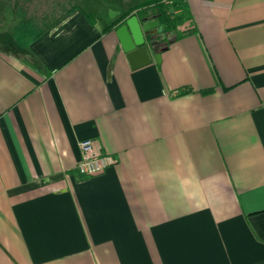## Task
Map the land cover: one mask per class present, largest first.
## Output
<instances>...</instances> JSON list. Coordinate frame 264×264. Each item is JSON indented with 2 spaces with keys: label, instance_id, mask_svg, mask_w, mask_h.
I'll return each mask as SVG.
<instances>
[{
  "label": "crops",
  "instance_id": "obj_1",
  "mask_svg": "<svg viewBox=\"0 0 264 264\" xmlns=\"http://www.w3.org/2000/svg\"><path fill=\"white\" fill-rule=\"evenodd\" d=\"M146 1L0 34V264H264V0H166L183 22L134 70L105 30Z\"/></svg>",
  "mask_w": 264,
  "mask_h": 264
},
{
  "label": "rangeland",
  "instance_id": "obj_2",
  "mask_svg": "<svg viewBox=\"0 0 264 264\" xmlns=\"http://www.w3.org/2000/svg\"><path fill=\"white\" fill-rule=\"evenodd\" d=\"M9 1V0H7ZM13 3H16V6H7L1 5L0 9L6 10L11 9L13 16H0V34L4 35V38L7 36L16 35V38L24 43L25 40L29 39L33 34L37 32L41 27H47L49 24L64 18L66 15L70 14L73 10L78 8H89L92 5V2L99 3L97 10L103 15L101 18L105 19L108 14V6H103V3H107L108 0H10ZM121 1V0H120ZM128 2V0H123ZM136 1V0H135ZM1 3V2H0ZM24 4V5H22ZM7 6V7H6ZM30 10L32 19H35L33 22H23V12L22 8ZM90 6V7H89ZM103 6V7H101ZM22 12V14H21ZM106 13V14H105ZM98 14V13H97ZM100 15V16H101ZM99 16V15H98ZM42 17L47 19L51 18V21H41ZM8 38V37H7ZM29 41H26L25 44H29Z\"/></svg>",
  "mask_w": 264,
  "mask_h": 264
},
{
  "label": "water",
  "instance_id": "obj_3",
  "mask_svg": "<svg viewBox=\"0 0 264 264\" xmlns=\"http://www.w3.org/2000/svg\"><path fill=\"white\" fill-rule=\"evenodd\" d=\"M163 26L156 19L133 15L116 30V35L132 69L148 66L155 59L161 63L162 49L158 50L151 37L162 34Z\"/></svg>",
  "mask_w": 264,
  "mask_h": 264
},
{
  "label": "trees",
  "instance_id": "obj_4",
  "mask_svg": "<svg viewBox=\"0 0 264 264\" xmlns=\"http://www.w3.org/2000/svg\"><path fill=\"white\" fill-rule=\"evenodd\" d=\"M134 13L144 19L146 18L150 20H158L160 22V25L164 28L161 37L174 31L183 22L180 17H176L170 12L168 6L166 5V0H147L146 2L140 4L139 6L131 9L126 14H124L120 19L110 25L105 30V32L118 29L121 24L126 19L131 17ZM150 40L155 43L158 49L161 44L165 43L164 40L160 39V35L153 36L150 38Z\"/></svg>",
  "mask_w": 264,
  "mask_h": 264
},
{
  "label": "built area",
  "instance_id": "obj_5",
  "mask_svg": "<svg viewBox=\"0 0 264 264\" xmlns=\"http://www.w3.org/2000/svg\"><path fill=\"white\" fill-rule=\"evenodd\" d=\"M81 160L77 170L84 177H95L102 175L113 165L111 157L105 155L98 142L94 139L82 141L80 144Z\"/></svg>",
  "mask_w": 264,
  "mask_h": 264
}]
</instances>
